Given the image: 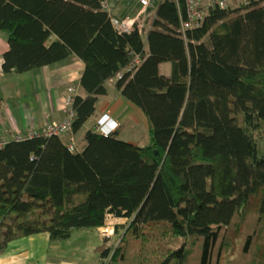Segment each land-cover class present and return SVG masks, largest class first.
Returning a JSON list of instances; mask_svg holds the SVG:
<instances>
[{
	"label": "trees",
	"instance_id": "trees-1",
	"mask_svg": "<svg viewBox=\"0 0 264 264\" xmlns=\"http://www.w3.org/2000/svg\"><path fill=\"white\" fill-rule=\"evenodd\" d=\"M240 2L202 5L181 29L185 0H158L142 38L102 0H0L3 72L84 62L67 130L0 133V251L112 223L114 243L98 246L110 261L264 264V157L247 128L264 119V0ZM109 79L145 115L148 144L84 128Z\"/></svg>",
	"mask_w": 264,
	"mask_h": 264
},
{
	"label": "crops",
	"instance_id": "crops-1",
	"mask_svg": "<svg viewBox=\"0 0 264 264\" xmlns=\"http://www.w3.org/2000/svg\"><path fill=\"white\" fill-rule=\"evenodd\" d=\"M205 0L204 2H207ZM158 0L151 4L152 10ZM8 45L7 35L0 30V79L7 81L10 75H18L23 91L16 93L15 109L18 117L7 106L0 109L6 124L0 125V133L11 137L16 133L43 127L46 121L57 122L65 117L64 99L68 87L73 85L75 92L84 93L79 79L84 69L83 60L76 54L43 66L22 72H3L1 65L3 51ZM161 65H165L162 62ZM169 68L166 70L168 71ZM108 91L97 101L95 113L86 121L84 128L90 127L103 114L109 113L120 126L131 118L141 120L147 126L143 112L115 86L114 79L107 81ZM0 90V96L8 91ZM13 114V115H12ZM91 122V123H89ZM121 127H118L120 130ZM69 132L65 135L68 136ZM100 226L74 227L68 237L52 239L48 232H36L10 240L0 251V264H134L110 261L109 255L101 257L98 246L109 241L104 240ZM78 232V233H77ZM77 233V234H75ZM76 235L77 243L61 247Z\"/></svg>",
	"mask_w": 264,
	"mask_h": 264
},
{
	"label": "built area",
	"instance_id": "built-area-1",
	"mask_svg": "<svg viewBox=\"0 0 264 264\" xmlns=\"http://www.w3.org/2000/svg\"><path fill=\"white\" fill-rule=\"evenodd\" d=\"M155 0H102V7L107 10L112 24L118 31L140 35L142 38L146 37V29L148 27V17L153 16L151 4ZM241 0H208L202 4L200 0H185L186 4V18L182 22L181 29L191 27L201 23L206 12L205 7L208 5L217 4L220 7H225L230 3L238 4ZM241 3V2H240ZM205 6V7H202ZM140 61L139 55H136L131 65L137 64ZM75 92V87L70 85L68 93L64 99L65 117L61 121L51 122L46 121L43 127L27 131L26 133H18L14 137H21L31 133H61L67 130L71 124L73 116L72 100ZM117 121L109 114L103 113L95 122V128L104 134L110 133L115 129ZM5 137L0 135V146L4 143ZM70 149L75 146V139L71 137L68 140ZM100 232L103 237L112 240L114 238L115 226L108 223L100 226ZM112 243V242H111Z\"/></svg>",
	"mask_w": 264,
	"mask_h": 264
},
{
	"label": "rangeland",
	"instance_id": "rangeland-1",
	"mask_svg": "<svg viewBox=\"0 0 264 264\" xmlns=\"http://www.w3.org/2000/svg\"><path fill=\"white\" fill-rule=\"evenodd\" d=\"M204 1L205 0H200L202 4L206 3ZM150 18L151 17L149 16L148 22L150 21ZM160 68L162 71L165 72L169 68V61H166L165 65H161ZM17 76L18 75H10L7 81H2L0 79V90H5L4 91L5 93L8 91V95H5L3 97L0 96V109H3L4 107L7 106V108L18 117L17 110L15 109L16 108L15 102L17 101L16 93H20L24 89L21 86L22 82H20ZM4 124H6V121L3 119V117L0 114V125H4ZM117 127H121L117 135L122 139L134 143H138L140 145H145L150 142L148 127L141 120H138L136 118H131L130 121L124 122L122 126H120V123H118L117 121V125L115 126V128ZM247 128L249 132L256 137L257 157L258 158L264 157V119L259 116H254L253 119L248 121ZM75 238L76 235H74L71 241L65 242L60 246L64 248L67 245H72L73 243L74 244L77 243L78 240H76ZM108 241L109 244H113L115 239L112 237V240L108 239Z\"/></svg>",
	"mask_w": 264,
	"mask_h": 264
}]
</instances>
